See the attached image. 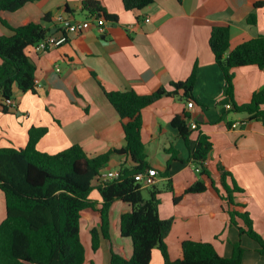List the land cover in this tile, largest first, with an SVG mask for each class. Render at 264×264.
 Instances as JSON below:
<instances>
[{
  "label": "crops",
  "instance_id": "0c3cea01",
  "mask_svg": "<svg viewBox=\"0 0 264 264\" xmlns=\"http://www.w3.org/2000/svg\"><path fill=\"white\" fill-rule=\"evenodd\" d=\"M85 1L36 0L15 11H0V18L10 27L33 22L55 32L57 14L66 22L83 20L91 14L83 8ZM92 1L115 17L100 14L105 20L103 25L69 33L67 42L58 47L42 52L33 46L27 48L39 85L35 92H21L15 86L12 107L4 105L0 92V147H24L33 126L47 128L36 145L42 152L56 153L78 144L93 157L121 147L124 132L120 118L103 90L147 94L161 86L169 89L172 82L185 79L196 64L193 95L200 104L187 107L179 91L158 98L141 111V139L149 166L163 171L170 156L165 149L172 146L178 150V159L169 169L173 190L163 189L158 196L160 217L173 220L164 237L168 256L171 260L180 258L181 242L191 239L208 241L219 255L228 257L231 243L240 241L244 248L241 264H264L256 242L240 235L238 228L229 223L225 203L211 186V179L218 185L216 166L221 164L243 189L239 196L246 202L253 228L264 239V122L250 120L246 113L233 109L208 41L213 26L228 27L230 49L264 35V0H153L132 10L124 9L123 0ZM259 2L261 5L256 6ZM45 13L51 14V21H43ZM251 13L256 17L253 25L247 22ZM9 33L0 21V34ZM233 72V102L246 103L264 84V68L249 64ZM226 104L231 107L226 108ZM183 111L189 114L188 123L198 121L200 131L210 138L212 149L204 162L210 177L201 174L192 162L180 161L187 160L190 149L171 126V119ZM196 136V131L191 134L190 146ZM124 161L130 162L124 156H113L103 170L118 169ZM198 179L208 187L203 192L184 193L187 185ZM165 181V177L158 176L155 185ZM89 196L101 201L96 190ZM130 209L122 200L111 204L109 239L101 238L97 251L91 250L90 230L99 227V213L81 211L83 264H109L111 251L125 258L132 255L131 239L121 236L119 228L121 214ZM5 216L0 190V223ZM149 264H163L158 248H153Z\"/></svg>",
  "mask_w": 264,
  "mask_h": 264
},
{
  "label": "trees",
  "instance_id": "16d2710c",
  "mask_svg": "<svg viewBox=\"0 0 264 264\" xmlns=\"http://www.w3.org/2000/svg\"><path fill=\"white\" fill-rule=\"evenodd\" d=\"M36 0H0V11H15L28 2ZM180 1V0H179ZM153 0H123L126 10L141 9ZM261 3H256V6ZM97 1L88 0L83 8L91 13L102 14L113 19L115 16L101 11ZM66 11H69L66 8ZM6 25L10 33L0 34V92L4 98L13 97L16 86L21 92H35L36 67L27 54L45 34L50 32L42 23H23L17 27ZM43 21H51V14L45 13ZM247 22L255 24V13ZM209 47L214 60L226 82V95L237 112H244L250 120L264 122V84L251 95L248 102H233V69L242 65H256L264 68V35H257L243 41L233 49L229 46V29L213 26L209 36ZM196 81V64L183 80L172 82L171 88L164 86L147 94L133 90H103L108 102L119 115L124 132L123 145L89 157L78 144L56 153L42 152L37 142L47 132L46 127H31L28 140L22 148L0 147V190L3 192L6 216L0 223V264H83L84 246L80 239V213L92 209L99 213L98 228L90 230L92 251H97L101 238L109 239V208L116 200H122L131 209L120 216L119 228L123 237L132 242V255L125 258L111 251L109 264H149L153 248H158L163 264H241L244 248L240 241L231 243V254H218L212 243L185 239L181 242V257L171 260L164 237L173 220L159 215V194L162 189L155 184L145 186L135 180V174L149 168L145 147L141 139L142 114L144 107L165 95L182 92L185 101L200 104L193 95ZM202 105V104H201ZM189 114L183 111L171 119V126L190 149V161L199 167L201 174L210 177L204 165L212 149L207 134L188 123ZM197 136L190 146L191 134ZM170 154L163 171L165 187L172 191L169 169L171 162L178 159V150L169 146ZM113 156H124L127 161L118 166L119 175L99 181L103 167ZM218 185L211 179V186L225 203L229 223L238 228L240 235H246L257 244V252L264 256V239L253 228L252 219L246 210V202L239 194L243 189L237 184L230 171L217 164ZM208 185L201 179L190 184L184 193L203 192ZM148 197L143 196V189ZM92 190L99 193L101 201L90 198ZM176 201V198H174Z\"/></svg>",
  "mask_w": 264,
  "mask_h": 264
},
{
  "label": "built area",
  "instance_id": "2783aa9c",
  "mask_svg": "<svg viewBox=\"0 0 264 264\" xmlns=\"http://www.w3.org/2000/svg\"><path fill=\"white\" fill-rule=\"evenodd\" d=\"M55 20L57 23L55 32H49L45 34L43 38H41L38 42H36L33 45L36 51L42 52L49 50L50 48L58 47L61 44L67 42L69 33L83 31L89 28L91 25H96L100 27L105 22L103 16L97 13H91L87 18L73 22H66L65 18L61 14H57ZM57 70H59V68H57ZM38 85H39V80L37 78H34L35 88ZM3 101H4V105L7 107H12L15 105V100L11 96L4 98ZM186 106L191 108L193 106V102L188 101L186 103ZM225 107L230 108L231 106L230 104H226ZM194 125H195L194 122L190 124V126L192 127ZM235 126L236 123H233L232 127ZM196 169L199 170V167H196ZM118 175H119V169H107V170L102 169L99 181H105L110 178L117 177ZM134 177L135 180L140 181L143 185L149 186L156 183L158 178V171L153 167H149L146 168L144 171L136 173Z\"/></svg>",
  "mask_w": 264,
  "mask_h": 264
},
{
  "label": "rangeland",
  "instance_id": "374dc122",
  "mask_svg": "<svg viewBox=\"0 0 264 264\" xmlns=\"http://www.w3.org/2000/svg\"><path fill=\"white\" fill-rule=\"evenodd\" d=\"M157 186H159V188H161L162 190L163 189H165V190H167L166 189V187H165V182H160ZM143 196L145 197V198H147L148 197V190L147 189H143ZM130 240V239H129Z\"/></svg>",
  "mask_w": 264,
  "mask_h": 264
}]
</instances>
